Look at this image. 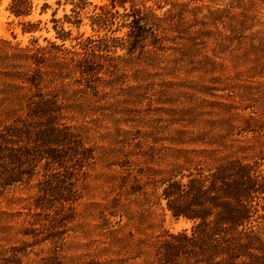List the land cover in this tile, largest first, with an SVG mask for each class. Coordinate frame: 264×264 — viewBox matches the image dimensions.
I'll return each instance as SVG.
<instances>
[{"label":"rangeland","instance_id":"374dc122","mask_svg":"<svg viewBox=\"0 0 264 264\" xmlns=\"http://www.w3.org/2000/svg\"><path fill=\"white\" fill-rule=\"evenodd\" d=\"M85 1L83 16L109 4ZM9 3L0 0V135L17 130L8 138L31 175L0 195V264L154 263L157 236L191 227L171 218L161 182L264 151V0H165L155 12L164 48L148 44L133 58L118 51L90 85L50 56L37 70L26 57L25 47L60 43L52 13L61 19L72 5L37 0L20 19ZM27 20L41 21L34 34L21 33ZM69 29L71 38L104 33L87 17ZM32 73L38 87L25 81ZM40 94L58 99L65 138L56 160L38 141L48 124L27 116Z\"/></svg>","mask_w":264,"mask_h":264},{"label":"trees","instance_id":"16d2710c","mask_svg":"<svg viewBox=\"0 0 264 264\" xmlns=\"http://www.w3.org/2000/svg\"><path fill=\"white\" fill-rule=\"evenodd\" d=\"M36 1L10 0L8 10L15 18H27ZM65 3L72 5L71 14L56 19L54 12L51 18L55 29L60 27L56 36L60 43L48 41L44 46L25 47L29 53L26 57L35 70L46 65L50 56L56 60L55 66H71L90 85L98 79L106 57H118L117 52L124 50L125 56L133 58L135 54H143L148 44L155 51L164 48L157 32L160 18L155 12L165 0H109V4L94 9L88 16H83L88 5L85 0H65ZM47 8L44 3L40 13ZM84 17L94 32L104 33L71 38V30H64V24L79 28ZM40 23L20 22L21 33L34 34ZM123 29L125 32L117 36L116 32ZM68 40L75 41L70 49L65 46ZM25 81L33 87L40 85L37 73ZM37 99L28 103L27 116L38 117L48 124L46 130L39 132L38 141L48 145L44 153L56 160L59 155L54 148L65 138L64 130L55 125L58 99L41 94ZM8 133L0 135V161L1 156L7 159L0 164V195L31 175L29 167L27 172L22 168V161L12 150V139L8 138L16 136L17 130ZM160 187V196L171 218L189 221L191 227L157 236L152 264H264V151L256 160L227 156L212 166L173 174ZM39 192L54 193L51 188Z\"/></svg>","mask_w":264,"mask_h":264}]
</instances>
